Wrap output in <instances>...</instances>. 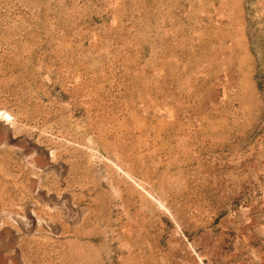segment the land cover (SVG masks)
<instances>
[{"label": "rangeland", "instance_id": "obj_1", "mask_svg": "<svg viewBox=\"0 0 264 264\" xmlns=\"http://www.w3.org/2000/svg\"><path fill=\"white\" fill-rule=\"evenodd\" d=\"M0 264H264V0H0Z\"/></svg>", "mask_w": 264, "mask_h": 264}]
</instances>
